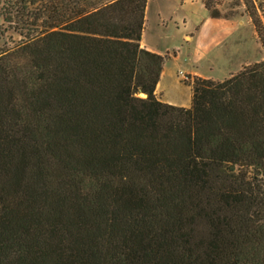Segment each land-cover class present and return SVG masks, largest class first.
I'll list each match as a JSON object with an SVG mask.
<instances>
[{"label":"trees","instance_id":"trees-1","mask_svg":"<svg viewBox=\"0 0 264 264\" xmlns=\"http://www.w3.org/2000/svg\"><path fill=\"white\" fill-rule=\"evenodd\" d=\"M147 1L0 0V264H264V59L163 102Z\"/></svg>","mask_w":264,"mask_h":264},{"label":"rangeland","instance_id":"rangeland-1","mask_svg":"<svg viewBox=\"0 0 264 264\" xmlns=\"http://www.w3.org/2000/svg\"><path fill=\"white\" fill-rule=\"evenodd\" d=\"M74 1L91 9L112 0ZM198 3L148 0L142 40L160 52L177 55L166 62L158 93L161 99L168 97L185 102L191 93L187 84L194 76L223 80L244 66L264 59V49L247 10V4L253 7L259 29L264 33V0H201V5ZM19 15L16 13L15 24L11 26L0 16V28L5 30L0 49L13 46L20 38L22 22L30 21L25 15L22 18Z\"/></svg>","mask_w":264,"mask_h":264},{"label":"crops","instance_id":"crops-1","mask_svg":"<svg viewBox=\"0 0 264 264\" xmlns=\"http://www.w3.org/2000/svg\"><path fill=\"white\" fill-rule=\"evenodd\" d=\"M180 1H184V0H180ZM187 2H189L190 4L200 2V5H201V0H187ZM147 3H148V1H147ZM182 4H184V2H181V5H182ZM198 4H199V3H198ZM202 5H203V4H202ZM204 9H205V8H204ZM204 12H205V10H204ZM204 15H205V14H204ZM182 23L185 24L186 22H184V20H183ZM184 36H186V33H185ZM141 45H142L144 48H146V49H148V50H150V51H153V52H155V53L161 54V55H165L166 52H167V51H165V52H160V51H158V50H156V49H154V48H152V47L146 45V44L144 43L143 40L141 41ZM170 56H171V57H170L169 59H167V60L165 61V63H164L163 70H162V73H161V77H160V80H159V82H158V84H157V87H156V90H155L156 96H157L161 101L166 102V103H168V104H172V105H175V106L190 107V105H191V97H192V94H191L192 91H191V85H190V84H187V87H188V89H189L190 92H191V93H190V98H189V100H187V101H185V102L176 101V100H174V99H170V98H168V97H166V98H162V99H161V98L158 96V93L160 94V90H161V88H162V82H163V79H164V76H165L166 62H167L168 60H170V59H175V58L177 57V55H172V54H170ZM202 77H203V78H210V76H207V75H203Z\"/></svg>","mask_w":264,"mask_h":264},{"label":"built area","instance_id":"built-area-1","mask_svg":"<svg viewBox=\"0 0 264 264\" xmlns=\"http://www.w3.org/2000/svg\"><path fill=\"white\" fill-rule=\"evenodd\" d=\"M181 75H182V77H184L185 75L181 72Z\"/></svg>","mask_w":264,"mask_h":264}]
</instances>
